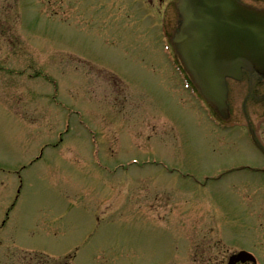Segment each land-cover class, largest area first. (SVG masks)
Returning a JSON list of instances; mask_svg holds the SVG:
<instances>
[{"label":"rangeland","instance_id":"rangeland-1","mask_svg":"<svg viewBox=\"0 0 264 264\" xmlns=\"http://www.w3.org/2000/svg\"><path fill=\"white\" fill-rule=\"evenodd\" d=\"M165 8L0 0V264L264 260V172L228 165L247 148L182 91Z\"/></svg>","mask_w":264,"mask_h":264},{"label":"water","instance_id":"water-1","mask_svg":"<svg viewBox=\"0 0 264 264\" xmlns=\"http://www.w3.org/2000/svg\"><path fill=\"white\" fill-rule=\"evenodd\" d=\"M182 23L174 45L201 93L224 109L225 77L241 78V69H264V13L235 0H180ZM242 260L240 256L233 261Z\"/></svg>","mask_w":264,"mask_h":264},{"label":"flooded vegetation","instance_id":"flooded-vegetation-1","mask_svg":"<svg viewBox=\"0 0 264 264\" xmlns=\"http://www.w3.org/2000/svg\"><path fill=\"white\" fill-rule=\"evenodd\" d=\"M245 6L264 10V0H238ZM165 3L170 9L174 5L173 0ZM227 105L228 113L225 116L229 123L230 133L237 128L238 134H230L237 138L247 148L245 161H235L242 165H261L264 156V76L257 72H244L241 81L229 79L227 81ZM252 134L257 139L259 145L253 146L247 142L246 135ZM251 156V157H250Z\"/></svg>","mask_w":264,"mask_h":264},{"label":"trees","instance_id":"trees-1","mask_svg":"<svg viewBox=\"0 0 264 264\" xmlns=\"http://www.w3.org/2000/svg\"><path fill=\"white\" fill-rule=\"evenodd\" d=\"M23 259L24 262H22L21 264H70L68 259L54 260L41 254H34L33 258L24 256Z\"/></svg>","mask_w":264,"mask_h":264}]
</instances>
